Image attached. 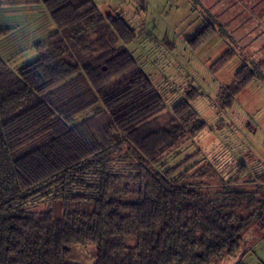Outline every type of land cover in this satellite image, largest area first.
Instances as JSON below:
<instances>
[{
    "label": "trees",
    "instance_id": "obj_1",
    "mask_svg": "<svg viewBox=\"0 0 264 264\" xmlns=\"http://www.w3.org/2000/svg\"><path fill=\"white\" fill-rule=\"evenodd\" d=\"M36 2L54 30L30 60L14 67L0 57V264H69L72 246L88 242L94 264H213L236 255L254 222L264 238V167L235 162L203 183L202 165H193L217 159L198 147L185 153L205 127L191 105L198 90L167 107L124 46L134 27L92 0L0 5ZM201 25L186 40L192 50L215 29ZM255 76L242 64L219 105L230 106ZM45 199L60 201L59 219L33 208Z\"/></svg>",
    "mask_w": 264,
    "mask_h": 264
},
{
    "label": "rangeland",
    "instance_id": "obj_2",
    "mask_svg": "<svg viewBox=\"0 0 264 264\" xmlns=\"http://www.w3.org/2000/svg\"><path fill=\"white\" fill-rule=\"evenodd\" d=\"M92 1L103 15L121 14L134 27L137 36L124 46L149 76L167 107L184 95V89L192 86L198 90L191 105L205 127L187 141V147L192 148L185 153L195 154L198 147L204 157L217 159L212 165L202 161L193 165H202L197 173L200 182H217V171L223 173L235 162L264 167V0ZM204 21H211L215 29L192 50L186 40ZM229 49L233 55L215 69L216 60ZM244 63L255 69L256 76L234 96L230 106L222 108L219 93L227 89ZM99 107L97 103L80 112L74 122ZM218 161L220 165L216 164ZM119 185L122 193L128 188L122 181ZM33 208L50 210L55 219L61 217L59 200L45 199ZM261 235L254 222L242 233L236 255L213 264H264ZM72 247L69 264H94L93 243Z\"/></svg>",
    "mask_w": 264,
    "mask_h": 264
},
{
    "label": "crops",
    "instance_id": "obj_3",
    "mask_svg": "<svg viewBox=\"0 0 264 264\" xmlns=\"http://www.w3.org/2000/svg\"><path fill=\"white\" fill-rule=\"evenodd\" d=\"M0 28L7 29L0 57L16 67L36 55L33 45L53 30V22L41 2L0 5Z\"/></svg>",
    "mask_w": 264,
    "mask_h": 264
}]
</instances>
